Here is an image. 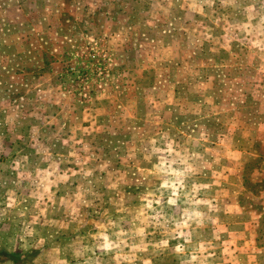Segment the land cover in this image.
I'll return each mask as SVG.
<instances>
[{
    "label": "rangeland",
    "instance_id": "1",
    "mask_svg": "<svg viewBox=\"0 0 264 264\" xmlns=\"http://www.w3.org/2000/svg\"><path fill=\"white\" fill-rule=\"evenodd\" d=\"M264 264V0H0V264Z\"/></svg>",
    "mask_w": 264,
    "mask_h": 264
},
{
    "label": "trees",
    "instance_id": "2",
    "mask_svg": "<svg viewBox=\"0 0 264 264\" xmlns=\"http://www.w3.org/2000/svg\"><path fill=\"white\" fill-rule=\"evenodd\" d=\"M41 254V250H34L26 255L18 253H5L4 255L8 257L9 262L12 264H32L33 261Z\"/></svg>",
    "mask_w": 264,
    "mask_h": 264
}]
</instances>
